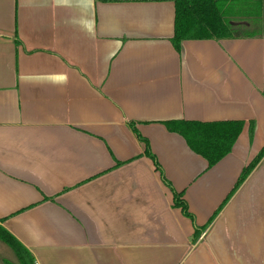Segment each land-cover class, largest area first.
<instances>
[{
	"label": "crops",
	"instance_id": "obj_1",
	"mask_svg": "<svg viewBox=\"0 0 264 264\" xmlns=\"http://www.w3.org/2000/svg\"><path fill=\"white\" fill-rule=\"evenodd\" d=\"M254 1L178 52L175 0H0V222L35 262L264 264V155L232 192L264 146ZM171 119L245 125L209 166Z\"/></svg>",
	"mask_w": 264,
	"mask_h": 264
},
{
	"label": "trees",
	"instance_id": "obj_2",
	"mask_svg": "<svg viewBox=\"0 0 264 264\" xmlns=\"http://www.w3.org/2000/svg\"><path fill=\"white\" fill-rule=\"evenodd\" d=\"M252 0H175L176 19L173 43L178 52H181L182 42L188 39H224L237 37L238 32L247 30L235 26L232 20L234 14H239L237 5L240 2ZM258 6L255 17H260L262 12L261 0L254 1ZM135 128L138 136L145 142V151L154 157L149 147V141ZM171 131L182 134L193 150L207 158L209 166L218 162L232 148L237 137L241 133L245 121L243 120H219L198 121L188 119H171L165 122ZM252 129L254 123L252 122ZM264 155V146L242 169L232 192L248 176L256 164ZM157 168L160 165L156 161ZM118 161L117 164H122ZM162 170V169H160ZM163 178L166 180L164 174ZM231 194V193H230ZM175 205L182 208L183 212L191 217L195 225L194 236L197 238L205 226L198 225L194 215L190 212L186 201L174 191ZM0 238L15 251L19 264H35L33 253L27 248L9 229L0 224Z\"/></svg>",
	"mask_w": 264,
	"mask_h": 264
},
{
	"label": "rangeland",
	"instance_id": "obj_3",
	"mask_svg": "<svg viewBox=\"0 0 264 264\" xmlns=\"http://www.w3.org/2000/svg\"><path fill=\"white\" fill-rule=\"evenodd\" d=\"M0 224H2L0 222ZM0 264H19V260L13 248L0 238Z\"/></svg>",
	"mask_w": 264,
	"mask_h": 264
},
{
	"label": "built area",
	"instance_id": "obj_4",
	"mask_svg": "<svg viewBox=\"0 0 264 264\" xmlns=\"http://www.w3.org/2000/svg\"><path fill=\"white\" fill-rule=\"evenodd\" d=\"M35 264H38L37 262H35Z\"/></svg>",
	"mask_w": 264,
	"mask_h": 264
}]
</instances>
